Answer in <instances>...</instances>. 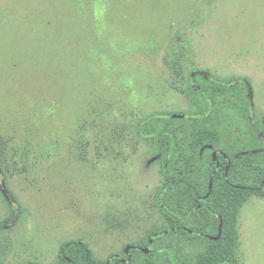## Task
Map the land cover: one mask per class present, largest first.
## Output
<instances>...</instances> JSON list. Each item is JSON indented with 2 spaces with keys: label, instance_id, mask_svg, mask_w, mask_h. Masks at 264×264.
I'll return each mask as SVG.
<instances>
[{
  "label": "rangeland",
  "instance_id": "1",
  "mask_svg": "<svg viewBox=\"0 0 264 264\" xmlns=\"http://www.w3.org/2000/svg\"><path fill=\"white\" fill-rule=\"evenodd\" d=\"M195 70L246 79L264 132V0H0V264H59L70 241L96 262L142 264L132 252L157 249L175 264L176 244L151 240L176 224L158 204L164 160L158 140L137 131L153 114L199 113L187 84ZM204 86L213 113L187 123L175 167L203 169V147L189 140L210 138L227 109L244 120L234 131L248 129L239 148L261 143L238 89ZM235 232L237 263L264 264V190L248 197ZM185 246L182 263L195 264L201 242Z\"/></svg>",
  "mask_w": 264,
  "mask_h": 264
},
{
  "label": "trees",
  "instance_id": "2",
  "mask_svg": "<svg viewBox=\"0 0 264 264\" xmlns=\"http://www.w3.org/2000/svg\"><path fill=\"white\" fill-rule=\"evenodd\" d=\"M187 84L192 94L191 104L198 108L199 113L153 114L138 125L137 133L141 139L159 141H156V148L153 145V149L154 153L160 155V160H164L166 182L158 204L162 211L172 215L176 220V224H170L159 232L152 233L151 240L154 242V239L159 237L157 240L163 245L174 242L176 246L170 252V256L175 255L174 257L177 258L179 263L173 260L175 264H183L181 259L185 255L181 254L180 250L190 249L185 246L188 241L190 243L200 241L202 244L201 250L189 255L195 264H238L235 257L237 215L249 196H260L264 190V132L253 120L255 116L252 90L246 79L225 81L211 76L204 70H195L187 76ZM204 85L224 90L238 89L248 115V127L254 130L257 138H261V143L259 145L256 141V148L242 151L238 146L241 142L236 137L244 138L248 129L247 132L241 130L240 134L239 131H234L232 120L242 122L244 120L238 112L227 109L222 124L216 126L217 128L214 127L216 132H209L210 138L189 140L191 142L189 145L198 143L203 147L199 154L202 156L201 161L204 162L203 169L187 166L184 161L182 166L175 167L178 159V155L175 156L177 140L187 135L186 127L189 125L187 123L202 121L213 113V101ZM186 91L181 90L185 94ZM158 124L163 126L162 130L153 129L154 125ZM229 124H232L231 128ZM191 134H193L192 130L188 132V135ZM0 170L2 171L1 167ZM1 197L8 209L12 210L6 197L2 194ZM180 219L187 222L183 224ZM5 225L6 221H0V231L4 230ZM197 228L204 229V238L195 239L189 235ZM220 232L221 236L217 240ZM183 236L188 237L189 240L183 241L185 239ZM165 237L168 240L163 242ZM132 254L135 260L140 258L142 264H169L170 261L165 253L157 249L153 253V258L147 257L143 252H132ZM131 258L132 255L129 259L123 260L125 263L120 256L113 255L104 262H96L91 258L88 247L81 241L65 242L59 248V264H128Z\"/></svg>",
  "mask_w": 264,
  "mask_h": 264
},
{
  "label": "water",
  "instance_id": "3",
  "mask_svg": "<svg viewBox=\"0 0 264 264\" xmlns=\"http://www.w3.org/2000/svg\"><path fill=\"white\" fill-rule=\"evenodd\" d=\"M216 239H218V237Z\"/></svg>",
  "mask_w": 264,
  "mask_h": 264
}]
</instances>
